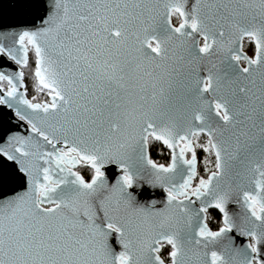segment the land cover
I'll return each instance as SVG.
<instances>
[{"label": "snow or ice", "instance_id": "obj_1", "mask_svg": "<svg viewBox=\"0 0 264 264\" xmlns=\"http://www.w3.org/2000/svg\"><path fill=\"white\" fill-rule=\"evenodd\" d=\"M44 8L0 21V108L28 127L0 135L20 182L0 191V264H264V0ZM30 55L43 102L26 98Z\"/></svg>", "mask_w": 264, "mask_h": 264}, {"label": "water", "instance_id": "obj_2", "mask_svg": "<svg viewBox=\"0 0 264 264\" xmlns=\"http://www.w3.org/2000/svg\"><path fill=\"white\" fill-rule=\"evenodd\" d=\"M21 3H26L31 6L22 8L19 6ZM44 4H45V0H0V21L8 24L21 23V27H31L32 21H36L38 25L39 24L38 17L42 16L45 12ZM19 30H21V28L15 29V31H19ZM12 41H13V37L11 35H8L7 37H0V43H5L6 45L11 46ZM242 51L245 55L251 56L244 49V42H243ZM0 63H3V61H0ZM241 65L244 66L243 61H241ZM17 67L18 66L13 64L12 68L5 70L11 72L13 69ZM24 84L26 88L25 81ZM26 98L32 99L33 97H29L27 95ZM36 102H40V101H36ZM6 129L10 130V134L24 135L27 134L28 132V127L25 124V122L19 121L18 118L14 116V112L12 110H5L0 108V135H2L3 131ZM13 190L16 191L20 190V182L16 179V175L12 167L10 165L0 166V191L12 192ZM141 191L145 193L141 197L143 202H147L153 199L161 201L164 199L166 195L159 188L152 189V188H148L147 186H145V188L142 189ZM231 210H232V206H230V211ZM240 239L244 240L243 237H241Z\"/></svg>", "mask_w": 264, "mask_h": 264}, {"label": "trees", "instance_id": "obj_3", "mask_svg": "<svg viewBox=\"0 0 264 264\" xmlns=\"http://www.w3.org/2000/svg\"><path fill=\"white\" fill-rule=\"evenodd\" d=\"M176 19H174L175 21ZM244 48L248 52H254V45L246 41L244 43ZM34 69V63L32 60V57L30 55V62H29V67L25 69V82H26V89H27V95L29 97H36V101H44L48 99L46 95L42 93H37L34 90V81L33 77L31 75L32 70ZM150 155L151 158L157 162L158 164H165L167 165L170 162V150H168L166 147L163 145L156 143L150 148ZM210 159L208 157L207 153H204L201 149H197V170L200 173V175H203L206 177L207 173L204 171V159ZM82 174H87L86 169H80ZM208 223L209 226L213 229L216 230L217 227L220 225V214L218 213L217 210L210 209L209 210V216H208ZM164 258H166V252L163 254Z\"/></svg>", "mask_w": 264, "mask_h": 264}, {"label": "flooded vegetation", "instance_id": "obj_4", "mask_svg": "<svg viewBox=\"0 0 264 264\" xmlns=\"http://www.w3.org/2000/svg\"><path fill=\"white\" fill-rule=\"evenodd\" d=\"M173 22H174V24H178L179 21H178V20H175V21H173ZM247 52H248V51H247ZM248 54L251 55V56L253 55V53H252V54H251V53H248Z\"/></svg>", "mask_w": 264, "mask_h": 264}, {"label": "rangeland", "instance_id": "obj_5", "mask_svg": "<svg viewBox=\"0 0 264 264\" xmlns=\"http://www.w3.org/2000/svg\"><path fill=\"white\" fill-rule=\"evenodd\" d=\"M246 41H247V40H245L244 43H245ZM244 49H245V48H244ZM245 50H246V49H245ZM246 51H247V50H246ZM248 53H251V54H252L253 52H248ZM24 71H25V70H24ZM201 139H202V141H203L204 138L202 137ZM210 159H211V158H210Z\"/></svg>", "mask_w": 264, "mask_h": 264}]
</instances>
